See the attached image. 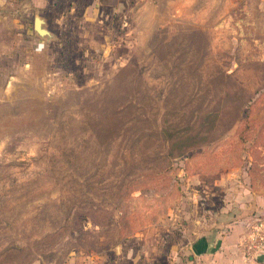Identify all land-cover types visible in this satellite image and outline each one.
<instances>
[{
  "label": "rangeland",
  "instance_id": "obj_1",
  "mask_svg": "<svg viewBox=\"0 0 264 264\" xmlns=\"http://www.w3.org/2000/svg\"><path fill=\"white\" fill-rule=\"evenodd\" d=\"M97 1L0 0V264H264V0Z\"/></svg>",
  "mask_w": 264,
  "mask_h": 264
},
{
  "label": "crops",
  "instance_id": "obj_2",
  "mask_svg": "<svg viewBox=\"0 0 264 264\" xmlns=\"http://www.w3.org/2000/svg\"><path fill=\"white\" fill-rule=\"evenodd\" d=\"M34 2L42 4V0H34ZM44 4L48 8L49 15L55 19V23H59V26L63 28L77 27L78 23L83 20L103 21L106 23L107 17L111 12L109 8L108 10L102 8L97 0H44ZM209 238L200 237L195 246L200 255L215 253L217 246L215 247L211 244ZM237 242L238 236L234 232L233 234L230 233L220 246V252H216L215 258L226 255L227 259L222 264H246L237 248ZM212 264H214V261Z\"/></svg>",
  "mask_w": 264,
  "mask_h": 264
},
{
  "label": "water",
  "instance_id": "obj_3",
  "mask_svg": "<svg viewBox=\"0 0 264 264\" xmlns=\"http://www.w3.org/2000/svg\"><path fill=\"white\" fill-rule=\"evenodd\" d=\"M43 23L44 22L41 18L35 17L33 21V29L35 33L40 37H44V36L50 37V33L43 28ZM256 260L258 262H264V255H258L256 257Z\"/></svg>",
  "mask_w": 264,
  "mask_h": 264
},
{
  "label": "built area",
  "instance_id": "obj_4",
  "mask_svg": "<svg viewBox=\"0 0 264 264\" xmlns=\"http://www.w3.org/2000/svg\"><path fill=\"white\" fill-rule=\"evenodd\" d=\"M254 238H257V236L251 237L252 241L250 240L244 243L245 256H255L264 248V243H255Z\"/></svg>",
  "mask_w": 264,
  "mask_h": 264
}]
</instances>
